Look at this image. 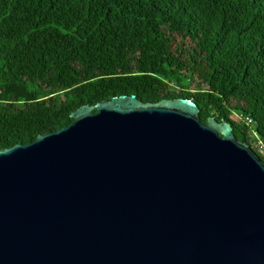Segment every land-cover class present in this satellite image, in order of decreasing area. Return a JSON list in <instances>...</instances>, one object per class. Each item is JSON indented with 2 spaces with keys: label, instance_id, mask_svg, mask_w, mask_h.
I'll list each match as a JSON object with an SVG mask.
<instances>
[{
  "label": "water",
  "instance_id": "obj_1",
  "mask_svg": "<svg viewBox=\"0 0 264 264\" xmlns=\"http://www.w3.org/2000/svg\"><path fill=\"white\" fill-rule=\"evenodd\" d=\"M0 149V264H264V161L189 98L119 95Z\"/></svg>",
  "mask_w": 264,
  "mask_h": 264
},
{
  "label": "trees",
  "instance_id": "obj_2",
  "mask_svg": "<svg viewBox=\"0 0 264 264\" xmlns=\"http://www.w3.org/2000/svg\"><path fill=\"white\" fill-rule=\"evenodd\" d=\"M124 94L192 99L264 161V0H0V149Z\"/></svg>",
  "mask_w": 264,
  "mask_h": 264
},
{
  "label": "rangeland",
  "instance_id": "obj_3",
  "mask_svg": "<svg viewBox=\"0 0 264 264\" xmlns=\"http://www.w3.org/2000/svg\"><path fill=\"white\" fill-rule=\"evenodd\" d=\"M235 118H238V119H239V116L236 115ZM253 146H254V148H256V149H261V148L259 147V143H255Z\"/></svg>",
  "mask_w": 264,
  "mask_h": 264
},
{
  "label": "built area",
  "instance_id": "obj_4",
  "mask_svg": "<svg viewBox=\"0 0 264 264\" xmlns=\"http://www.w3.org/2000/svg\"><path fill=\"white\" fill-rule=\"evenodd\" d=\"M246 119L248 120V122H250V121H251V119H250V118H245V120H246Z\"/></svg>",
  "mask_w": 264,
  "mask_h": 264
}]
</instances>
